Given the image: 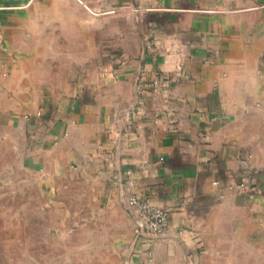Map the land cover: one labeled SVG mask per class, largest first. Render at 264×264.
I'll list each match as a JSON object with an SVG mask.
<instances>
[{
	"label": "crops",
	"instance_id": "0c3cea01",
	"mask_svg": "<svg viewBox=\"0 0 264 264\" xmlns=\"http://www.w3.org/2000/svg\"><path fill=\"white\" fill-rule=\"evenodd\" d=\"M2 150L9 215L42 218L16 227L23 264L244 263L235 240L264 235V0H0ZM132 195L168 209L164 234Z\"/></svg>",
	"mask_w": 264,
	"mask_h": 264
},
{
	"label": "rangeland",
	"instance_id": "374dc122",
	"mask_svg": "<svg viewBox=\"0 0 264 264\" xmlns=\"http://www.w3.org/2000/svg\"><path fill=\"white\" fill-rule=\"evenodd\" d=\"M9 152L2 150L0 152V239L3 240L9 236V229L7 225L14 223V227L17 225L23 226L27 221L32 223H41V217H23L17 216L14 214L9 215V210L12 208L24 207V201L17 200V198H12L9 194L13 190L14 186L9 184ZM50 221H53L54 216L47 217ZM43 220H45L43 218ZM23 228H20V231H16L12 234V238H20L18 246L13 249L0 248V264H8L9 260H16V264H23L19 262L24 257L25 252V240L24 236L26 232L22 231ZM27 236V235H26ZM249 244H247V243ZM236 246L234 249V256L237 261H244V263L237 264H264V235L257 233L248 237L247 241L241 236L235 240ZM2 259V260H1Z\"/></svg>",
	"mask_w": 264,
	"mask_h": 264
},
{
	"label": "built area",
	"instance_id": "2783aa9c",
	"mask_svg": "<svg viewBox=\"0 0 264 264\" xmlns=\"http://www.w3.org/2000/svg\"><path fill=\"white\" fill-rule=\"evenodd\" d=\"M119 8H122L120 6ZM117 11V7L110 8L107 10L97 11L96 14L101 13H113ZM160 83H154V86H159ZM218 181H214V184H217ZM239 193H246L254 190L255 187V178L250 171L245 170L242 173L240 181L235 185ZM130 203L134 210L137 213L139 221V230L147 231L153 235H162L164 234L168 227V216L169 211L164 207L157 206L151 203L148 200L141 199L136 195H132L130 198Z\"/></svg>",
	"mask_w": 264,
	"mask_h": 264
}]
</instances>
